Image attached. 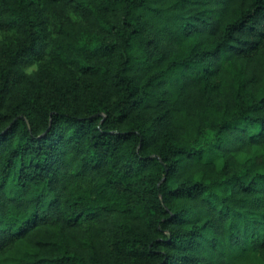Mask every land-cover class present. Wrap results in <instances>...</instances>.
I'll list each match as a JSON object with an SVG mask.
<instances>
[{"label":"trees","instance_id":"1","mask_svg":"<svg viewBox=\"0 0 264 264\" xmlns=\"http://www.w3.org/2000/svg\"><path fill=\"white\" fill-rule=\"evenodd\" d=\"M0 264H264V0H0Z\"/></svg>","mask_w":264,"mask_h":264},{"label":"rangeland","instance_id":"2","mask_svg":"<svg viewBox=\"0 0 264 264\" xmlns=\"http://www.w3.org/2000/svg\"><path fill=\"white\" fill-rule=\"evenodd\" d=\"M36 70V66L30 67L29 69H27L28 72H33Z\"/></svg>","mask_w":264,"mask_h":264}]
</instances>
